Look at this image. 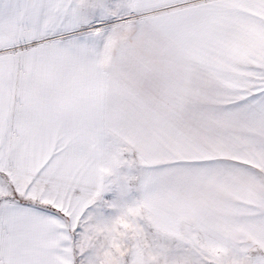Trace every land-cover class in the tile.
<instances>
[{
	"label": "snow or ice",
	"instance_id": "obj_1",
	"mask_svg": "<svg viewBox=\"0 0 264 264\" xmlns=\"http://www.w3.org/2000/svg\"><path fill=\"white\" fill-rule=\"evenodd\" d=\"M0 264H264V0H0Z\"/></svg>",
	"mask_w": 264,
	"mask_h": 264
}]
</instances>
